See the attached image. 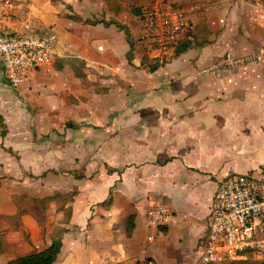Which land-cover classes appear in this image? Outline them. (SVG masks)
<instances>
[{
  "label": "crops",
  "instance_id": "obj_1",
  "mask_svg": "<svg viewBox=\"0 0 264 264\" xmlns=\"http://www.w3.org/2000/svg\"><path fill=\"white\" fill-rule=\"evenodd\" d=\"M160 1L198 7L195 21L208 43L155 72L144 69L137 46L129 62L131 46L117 25L86 22H118L135 40L138 16L129 3L118 15L106 0H57L52 9L25 0L17 11L52 38L58 57L17 90L0 83V228L7 233L0 235V264L42 251L58 236L53 264H197L219 182L264 165V60L206 72L227 51L250 54L264 45L253 0ZM0 71L5 76L1 61ZM29 171L48 173L41 182L51 175L45 232L12 191L26 197ZM154 204L168 206L175 223L150 229ZM13 218L32 241L21 255L12 252Z\"/></svg>",
  "mask_w": 264,
  "mask_h": 264
},
{
  "label": "built area",
  "instance_id": "obj_2",
  "mask_svg": "<svg viewBox=\"0 0 264 264\" xmlns=\"http://www.w3.org/2000/svg\"><path fill=\"white\" fill-rule=\"evenodd\" d=\"M254 22L264 33V0L250 3ZM25 0H0V61L12 88L19 89L35 72L50 68L58 57L52 38L37 33L35 22L17 11ZM198 7L155 2L142 9L136 20L135 42L149 58L173 57L185 41H193ZM264 60V45L250 54L227 51L221 62L206 72L221 74ZM173 211L154 204L147 224L154 231L175 223ZM154 236L148 237L153 241ZM249 259L264 260V165L255 173L230 174L218 184L208 231L197 264H225ZM147 264H155L148 260Z\"/></svg>",
  "mask_w": 264,
  "mask_h": 264
},
{
  "label": "trees",
  "instance_id": "obj_3",
  "mask_svg": "<svg viewBox=\"0 0 264 264\" xmlns=\"http://www.w3.org/2000/svg\"><path fill=\"white\" fill-rule=\"evenodd\" d=\"M107 4L109 6V9L114 12L115 14H119L122 12V4L129 3L130 4V11L133 15L139 16L142 9L148 6H151L156 2V0H136L137 3H135L134 0H106ZM69 19H72L74 21H81V18L78 16H68ZM88 23H91L92 25L96 24H104V25H111L115 24L118 26L119 29L123 30L126 34L127 40L130 43L131 49L127 55V58L129 62H132L134 58V50L136 47V42L134 40L133 34L129 31V29L115 21L106 22L105 20H88L86 21ZM207 33V30L204 25H198L196 27L195 33L193 35V41H185L184 43H181L179 46L176 47L175 53L173 57L166 58L164 60H159L155 58H149L144 57L141 61L142 66L145 70L149 72H155L160 67L166 65L168 62H170L173 58H177L184 52H186L189 48L193 46H204L208 43V39L205 36ZM5 132L3 131V134ZM134 216H131L127 220V236L131 237L132 233L135 229V223H134ZM62 246V240L58 236L53 240L50 246H48L46 249L35 252L29 255L17 257L14 259H11L7 262V264H53L56 260L57 255L60 252ZM225 264H264V261L256 263L252 261H241V262H228Z\"/></svg>",
  "mask_w": 264,
  "mask_h": 264
},
{
  "label": "rangeland",
  "instance_id": "obj_4",
  "mask_svg": "<svg viewBox=\"0 0 264 264\" xmlns=\"http://www.w3.org/2000/svg\"><path fill=\"white\" fill-rule=\"evenodd\" d=\"M33 1L37 4V6H41V3H45L47 7H49L50 9H52L54 5L55 6L57 5L56 3L57 0H33ZM134 1L135 3H137L136 0ZM48 12H51V10H49ZM125 12L127 13V15H129V18H130L131 14H130L128 6L125 7ZM4 82L6 83L7 87L14 89L12 88V86L8 85L9 83H8L6 76H4V74H2L0 71V83L3 84ZM0 129H3V131L6 132L5 125L0 124ZM42 174L43 173L40 171H35V172L29 171L27 173L26 176H27V181H28L27 182L28 191L25 193L26 197L23 196L24 193L21 196H19V193L16 192L15 188H13L12 191L14 192V197L19 201L20 205H22L24 212H29L33 214L35 220H37L39 229L45 232L46 229L48 227H51L52 225L51 223L52 221V213H51L52 198L49 195H52L53 188H52V184L49 181L51 179L50 178L51 175H49L50 176L49 179H46V181L41 182L39 178L41 177L45 178L48 173L45 174L44 176H42ZM34 197H37V198H34ZM9 225L12 228V229L10 228L9 230V232H11L9 233V235L11 234V237L15 238V242L13 243L14 250H12L13 255H21V254L29 252V248L26 247L27 246L26 244L32 243L30 239L29 228H27V226H22L21 222H19V219L17 218L11 219ZM2 232L3 230L0 228L1 237L3 236V234H4V237H6L7 236L6 231L3 234ZM200 253L201 252L198 251L197 253L194 254L193 257L195 258L194 260H196L195 263L198 261V258L200 257ZM248 261L259 263L264 260L249 259Z\"/></svg>",
  "mask_w": 264,
  "mask_h": 264
}]
</instances>
